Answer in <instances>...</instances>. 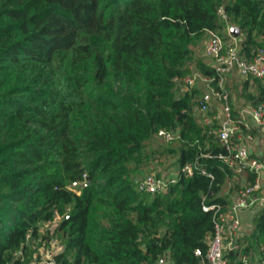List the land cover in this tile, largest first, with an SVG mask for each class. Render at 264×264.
Wrapping results in <instances>:
<instances>
[{"label": "trees", "instance_id": "1", "mask_svg": "<svg viewBox=\"0 0 264 264\" xmlns=\"http://www.w3.org/2000/svg\"><path fill=\"white\" fill-rule=\"evenodd\" d=\"M228 24L251 57L264 36V0H0V264H26L40 223L56 212L61 264H158L160 254L199 264L194 251L205 252L214 226L203 203H229L254 173L237 179L218 158L217 123H200L191 109L202 90L182 92L175 77L193 62L217 87L219 74L191 44L209 31L228 39ZM109 79L119 92L99 89ZM239 85L246 103L264 102V78ZM81 106L92 111L79 117ZM169 127L181 136L164 150L177 165L198 166L164 192H140L134 177L158 152L148 141ZM252 154L264 159V149ZM240 243L231 264L264 253V207Z\"/></svg>", "mask_w": 264, "mask_h": 264}, {"label": "built area", "instance_id": "2", "mask_svg": "<svg viewBox=\"0 0 264 264\" xmlns=\"http://www.w3.org/2000/svg\"><path fill=\"white\" fill-rule=\"evenodd\" d=\"M218 13L221 18H227L222 7L218 9ZM229 27L228 24V39L223 40L217 32L209 31L204 45L205 54L215 58L212 66L220 76L217 87L211 83L212 76L200 73L175 77L183 84V91L194 86L197 79L205 82V88L194 97L192 111L202 113L204 116L214 101L220 102V106L215 105L212 115H205L203 118L205 123H212V119L217 121L215 134L217 140L225 148V151L219 152L217 156L233 170L237 179H245L242 175L245 168L254 173L253 180H245L233 192L229 203H203L204 210L212 211L214 226L207 237L205 252H202L200 248L194 251L195 255L200 256L199 264H231L228 254L241 249L240 237L252 226L253 215L264 207V159L253 155L249 144V141L253 139L250 131L252 127L264 133V102L246 103L239 108L237 114H234L229 102L228 91L223 83V75L233 69L242 77L252 75L264 78V36L261 45L254 50L252 56L244 57L239 49L240 37L230 35ZM155 135L164 142H170L180 138L181 133L179 128L169 127L159 128ZM197 166V159H194L185 161L167 171L151 170L134 177L135 187L140 192L151 194L164 192L178 180L179 176H191ZM85 180L86 175L84 174L82 180L72 181L70 186L77 187ZM243 212L250 214V223H245ZM60 216L62 217L56 212L53 219L44 223L50 228ZM42 242L43 245L34 251L26 264H61L56 256L64 250V243L52 237L44 238ZM247 257L248 255L242 254L243 260H247ZM170 262L171 259L167 254H160L157 257L158 264H169ZM252 264H264V253L257 254Z\"/></svg>", "mask_w": 264, "mask_h": 264}, {"label": "rangeland", "instance_id": "3", "mask_svg": "<svg viewBox=\"0 0 264 264\" xmlns=\"http://www.w3.org/2000/svg\"><path fill=\"white\" fill-rule=\"evenodd\" d=\"M207 37H208V34L202 37L195 38L194 42L191 44V48L193 49L194 57H201L208 64L212 65L215 62V58L205 54V51H204V45L207 40ZM222 39L226 40L223 37ZM191 66H192V73L198 74L199 72L194 68L193 62L191 63ZM241 79H243V77L235 69L223 75L224 85H225V81L230 85V87L228 86L227 87L225 86V87H226V90L228 91L229 102H230V105L232 106V109H233L232 111L234 112V114H237L239 108L246 104V102L244 101L245 97L240 93L242 89L241 85H239ZM119 84L120 83H118L114 79L113 80L109 79L108 82H106V84L101 85V86L99 85V89L101 91H112L111 93H117L120 91ZM179 85L181 87L180 90L183 92L182 90L183 84L179 83ZM194 86L199 87L202 90L205 88V82L200 79H197ZM215 105L218 107L221 104L218 101H214L211 104L210 109L206 113H204V116L212 115L215 110L214 109ZM85 107L86 106H81L77 109V114L79 117H82V115L86 112L90 113L92 111V110L90 111V110L84 109ZM194 113H195V116L197 117V120L200 123H205L203 120L204 116H202V113H197V112H194ZM212 122L217 123L215 119H212ZM255 134L256 135H254L253 139L249 141L250 147L252 148L253 152L262 151L264 149V133L259 131V133L255 132ZM175 145H176L175 143L164 142L162 139L158 138L154 133L150 141H148V149L149 148L157 149L156 151L158 152L149 155V157L147 158L148 164L146 167H144L141 170L140 176L151 170H156L160 172V171H167L168 169L177 167L175 153L167 152L166 150H164V147H174ZM88 159H89V156H86L85 160L88 161ZM96 177L98 179L97 181L102 180L101 175H97ZM95 209L97 211L96 215L102 214V211H103L102 207H100L99 205L98 206L95 205ZM243 216H244L245 223H250V220H251L250 214L247 212ZM61 218H62L61 216L56 218V220L54 221V223L52 224L50 228L44 222L40 223L39 237L33 241L34 247L36 249L40 248L43 245L42 240L44 238L52 237V238L62 241L59 235V231H57V225L60 222Z\"/></svg>", "mask_w": 264, "mask_h": 264}, {"label": "water", "instance_id": "4", "mask_svg": "<svg viewBox=\"0 0 264 264\" xmlns=\"http://www.w3.org/2000/svg\"><path fill=\"white\" fill-rule=\"evenodd\" d=\"M229 34L234 37H239L241 35L240 28L237 25H230Z\"/></svg>", "mask_w": 264, "mask_h": 264}, {"label": "crops", "instance_id": "5", "mask_svg": "<svg viewBox=\"0 0 264 264\" xmlns=\"http://www.w3.org/2000/svg\"><path fill=\"white\" fill-rule=\"evenodd\" d=\"M230 72V71H229ZM228 73V72H227ZM226 74V73H225ZM258 133H259V131H257ZM261 151H257L256 153H260ZM245 213H247V212H243V214L242 215H244ZM243 218H244V216H243ZM246 224H248V223H246Z\"/></svg>", "mask_w": 264, "mask_h": 264}]
</instances>
